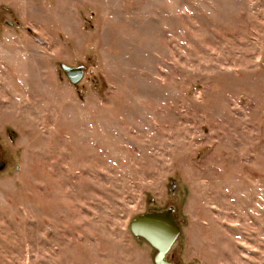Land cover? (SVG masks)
Returning a JSON list of instances; mask_svg holds the SVG:
<instances>
[{"label":"rangeland","instance_id":"374dc122","mask_svg":"<svg viewBox=\"0 0 264 264\" xmlns=\"http://www.w3.org/2000/svg\"><path fill=\"white\" fill-rule=\"evenodd\" d=\"M2 5L0 264H264V0Z\"/></svg>","mask_w":264,"mask_h":264},{"label":"water","instance_id":"95a60500","mask_svg":"<svg viewBox=\"0 0 264 264\" xmlns=\"http://www.w3.org/2000/svg\"><path fill=\"white\" fill-rule=\"evenodd\" d=\"M80 70H83L81 65L75 68L77 80L74 82L70 80L75 85L80 79ZM4 165L5 163L0 156V170ZM171 186L172 188L175 187L174 181H171ZM175 212L176 208L173 205L165 208L150 209L136 215L128 223L132 236L144 238L156 252L153 257L154 264H173L172 260H167V255L180 232Z\"/></svg>","mask_w":264,"mask_h":264},{"label":"flooded vegetation","instance_id":"af4514ba","mask_svg":"<svg viewBox=\"0 0 264 264\" xmlns=\"http://www.w3.org/2000/svg\"><path fill=\"white\" fill-rule=\"evenodd\" d=\"M10 11V9H8V7H4L3 5L0 6V23H2L5 26H10L12 27L13 25H16V22H13L11 20H9L8 18H4L3 15L7 14ZM57 68H59L60 72H62L65 77L68 79V81H75L77 80L76 74H75V68L77 66H71L67 63H62V62H57ZM82 74V70H80L79 75ZM70 81V82H71ZM72 82V83H73ZM78 83V81H77Z\"/></svg>","mask_w":264,"mask_h":264}]
</instances>
